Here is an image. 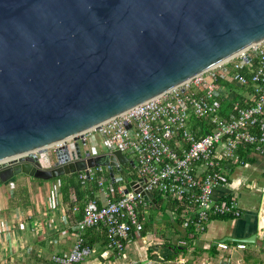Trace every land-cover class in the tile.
<instances>
[{
    "label": "water",
    "instance_id": "1",
    "mask_svg": "<svg viewBox=\"0 0 264 264\" xmlns=\"http://www.w3.org/2000/svg\"><path fill=\"white\" fill-rule=\"evenodd\" d=\"M261 43L264 0H0V186L96 167L115 183L134 160L83 155L79 136ZM258 215L248 246L264 241V193Z\"/></svg>",
    "mask_w": 264,
    "mask_h": 264
},
{
    "label": "built area",
    "instance_id": "2",
    "mask_svg": "<svg viewBox=\"0 0 264 264\" xmlns=\"http://www.w3.org/2000/svg\"><path fill=\"white\" fill-rule=\"evenodd\" d=\"M222 81L245 87L250 106L234 103L224 114ZM197 119L205 127L196 131L192 125ZM205 130L209 132L198 134ZM95 135L107 153L122 151L134 157L130 175L138 183L127 193L130 184L120 174L115 183L121 185L112 186L108 167L79 173L81 181L96 183L99 191L86 206L83 220L70 227L76 235L72 251L52 255L50 264H82L92 258L96 250L85 236L94 230H105L107 245L122 254L133 234L144 229L142 213L151 205L145 192L180 202L184 226L193 228L197 236L206 233L213 220L241 218L237 199L215 200V194L225 186L228 174L245 163L241 149L264 152V43L79 136L83 155L87 151L99 154ZM66 146L71 153L76 151L70 141L55 146L56 155ZM217 246L222 251L233 249L227 242ZM235 246L248 248L245 243Z\"/></svg>",
    "mask_w": 264,
    "mask_h": 264
},
{
    "label": "crops",
    "instance_id": "3",
    "mask_svg": "<svg viewBox=\"0 0 264 264\" xmlns=\"http://www.w3.org/2000/svg\"><path fill=\"white\" fill-rule=\"evenodd\" d=\"M249 97L248 91L242 94L243 101ZM241 155L245 163L228 174L215 194V200L237 199L241 218L213 220L209 230L197 236L184 226L177 210L164 214L150 205L142 221L151 219L152 224L135 232L122 254L107 245L105 230L87 232L85 239L96 253L82 264H264V241L245 250L234 248L254 233L264 193V152L243 148ZM123 177L128 184L137 180ZM61 188L60 181L38 182L27 175L0 186V264H50L52 255L72 251L76 235L70 227L77 213L63 204ZM218 242L231 244L232 251L220 250Z\"/></svg>",
    "mask_w": 264,
    "mask_h": 264
},
{
    "label": "trees",
    "instance_id": "4",
    "mask_svg": "<svg viewBox=\"0 0 264 264\" xmlns=\"http://www.w3.org/2000/svg\"><path fill=\"white\" fill-rule=\"evenodd\" d=\"M224 86H226V90L224 92V102H223V111L224 114H227L234 103H240L242 106L248 107L250 106L247 101L242 100V94L247 91L245 87L238 86L236 84H230L229 82L222 81ZM205 127V124L202 120H195L192 129L198 130V128ZM199 135H205L206 132H209V130L198 131ZM246 149H250L247 147ZM242 151V149L240 150ZM129 167L130 174L133 173V166L131 164H127L123 167V170L121 172L117 171V174L125 175L124 169L126 167ZM78 174H74L71 176H64L59 179H56V181H60L62 183L61 192L63 195L64 205H68L69 211L73 213V210L76 208L80 209V212L76 214L74 218V223H79L83 220L84 217V210L88 204H90L91 200L93 199L96 192L99 191L98 185L96 183L92 182H84L80 180ZM125 178V177H124ZM131 179H136L135 175L131 176ZM126 180V179H125ZM11 182V181H10ZM9 183V182H8ZM128 183V180H127ZM114 188H118L121 184L120 183H111ZM86 188V189H85ZM156 199L158 200L157 205H154L153 202H151V205L153 206L154 210H157L161 213L166 214L167 211H176L178 213V216L181 217L183 213V207L181 206L180 202H176V200H168L165 199L161 194H154ZM143 217V216H142ZM219 220V219H218ZM221 221H225L227 219H220ZM192 232H194L193 228H190ZM106 236V235H105Z\"/></svg>",
    "mask_w": 264,
    "mask_h": 264
},
{
    "label": "rangeland",
    "instance_id": "5",
    "mask_svg": "<svg viewBox=\"0 0 264 264\" xmlns=\"http://www.w3.org/2000/svg\"><path fill=\"white\" fill-rule=\"evenodd\" d=\"M94 140H95V142H96V145L98 146V152L99 151H104V149H102V146L100 145V140L98 139V137L95 135L94 136ZM71 146V145H70ZM132 160H135L134 159V157H132V156H129ZM41 159H42V161H43V163H44V165L45 166H47V167H54L55 166V164L57 163V155H56V152H55V147H53V148H51V149H49V151L46 153V154H44V155H42L41 156ZM126 166V165H125ZM130 170L131 169H129V167L127 166L125 169H124V173H125V175L127 176V178H129V179H131V177H130ZM18 177V176H17ZM16 178V177H15ZM35 181H38V182H40V181H42V182H45L46 180H37V179H34ZM52 181H56V180H52ZM162 216H158V217H156L155 218V220H156V222H155V224L156 223H158V219L159 218H161ZM148 225V224H152L151 223V219H147V221H143V225ZM252 247V246H251ZM240 257H241V253H237L236 255H235V259L236 260H238V259H240Z\"/></svg>",
    "mask_w": 264,
    "mask_h": 264
},
{
    "label": "bare ground",
    "instance_id": "6",
    "mask_svg": "<svg viewBox=\"0 0 264 264\" xmlns=\"http://www.w3.org/2000/svg\"><path fill=\"white\" fill-rule=\"evenodd\" d=\"M63 144H66V143H63Z\"/></svg>",
    "mask_w": 264,
    "mask_h": 264
}]
</instances>
